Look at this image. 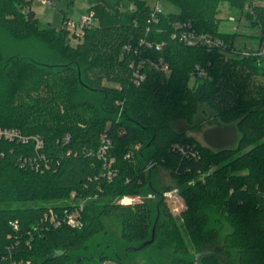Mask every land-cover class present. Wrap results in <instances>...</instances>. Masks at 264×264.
<instances>
[{"label":"trees","instance_id":"1","mask_svg":"<svg viewBox=\"0 0 264 264\" xmlns=\"http://www.w3.org/2000/svg\"><path fill=\"white\" fill-rule=\"evenodd\" d=\"M169 1L179 12L155 23L147 0H130L132 11L121 0H93L88 11L97 23L71 45L65 13L59 31L41 29L24 11L29 1L0 0L1 27L58 53L48 61L0 52V84L10 86L0 99V131L17 133L0 136V264L124 263L131 249L150 245L169 264H264V55L261 48L234 52L236 34L219 27L222 3L243 13L247 0ZM244 14L263 46L264 4ZM176 22L223 45L187 46L173 37ZM144 60L146 78L136 84L133 63ZM203 106L236 124L235 147L214 151L187 135ZM104 140L112 179L98 155ZM150 163L166 168L179 188L181 223L162 197L174 187L154 204L145 198ZM125 196L139 201H115ZM85 199L80 226L54 227L45 218L50 208L61 215ZM105 219L120 223L122 244Z\"/></svg>","mask_w":264,"mask_h":264},{"label":"rangeland","instance_id":"2","mask_svg":"<svg viewBox=\"0 0 264 264\" xmlns=\"http://www.w3.org/2000/svg\"><path fill=\"white\" fill-rule=\"evenodd\" d=\"M29 3L25 5V12L32 13L38 20L39 27L42 28H56L57 31L62 29L63 14H66L68 19L78 21L83 15L88 13V9L91 6L93 0H48L51 4L44 5L42 0H27ZM108 3H112L113 0H105ZM150 6H154L157 0H147ZM158 4L161 6L163 14H171L179 12L178 7L169 0H158ZM121 7H124L126 11H132L133 6L130 0H121ZM221 13L219 14L220 20V31L224 33H233L235 35L234 52L244 53L249 49H263L264 46L260 47V41L258 37L261 35V31L257 27L250 26V23L246 19L244 12L249 11L244 8V12L236 8H230L227 3H222L220 6ZM124 12V10H123ZM66 27V26H65ZM66 32L67 39L71 45H76L82 41V38L75 37L68 29ZM0 52L6 58L12 56H29L40 57L42 60L56 61L58 53L54 52L52 46L47 45L42 40H39L33 36H28L22 40L15 39L9 30L0 26ZM10 86L8 83L0 84V99L8 92ZM121 115L119 111L118 116ZM187 135L195 138L202 145L210 147L212 150L217 151L222 148H232L237 145L240 138V133L237 130L236 124L223 123L217 115L211 111L208 107L203 106L202 110L195 116V121L192 126H186ZM147 177L149 186L152 189H148L144 192L145 198H151L154 202L158 201L161 194L160 192L166 186L174 187L173 190L179 193V188L176 187V183L171 177L170 172L157 164L154 167L147 170ZM165 193V192H164ZM163 193V194H164ZM163 197V195H162ZM137 200L139 198H136ZM136 200V202H138ZM135 202V203H136ZM172 203V202H171ZM173 207H178L179 211H172ZM174 217L179 218V213L185 209L182 199H178L176 204H171L169 207ZM105 225L108 231L112 234L113 238L118 241V244L122 242L118 239L120 235V223L115 220L105 219ZM189 245L190 252L192 255L195 254L194 247L190 243L188 237L185 238ZM124 246L139 247V244ZM156 248L154 245L146 246L142 250H130L128 257L124 259V263H120L114 259H108L107 264H149V259L155 258V260L161 264H169L167 259L161 258L156 254ZM113 254V253H112ZM126 262V263H125ZM229 264H236L234 261H227ZM197 264H199L197 262Z\"/></svg>","mask_w":264,"mask_h":264},{"label":"built area","instance_id":"3","mask_svg":"<svg viewBox=\"0 0 264 264\" xmlns=\"http://www.w3.org/2000/svg\"><path fill=\"white\" fill-rule=\"evenodd\" d=\"M158 0L156 1V4L154 6H151V15H150V21L152 22H159V15L162 14L161 6L158 4ZM42 4L44 5H50L51 3L48 0H42ZM258 4H264V0H247L245 4V8H247L249 11L253 9L254 6ZM97 23L95 14L93 11H88L86 15H83L78 21H73L71 19H66L65 26L75 37L83 38L84 32L87 28H90L94 26ZM176 27V31L173 35L174 38L178 39L179 42L186 44L187 46H194V45H204L210 48L215 47H221L223 45L222 40L219 38L213 37L212 35L205 34V33H199L196 31L192 24L190 22H176L174 24ZM146 44L148 47H150V43L146 42L145 40H141L139 42V45ZM164 44H158L156 46L157 50H160L161 47ZM264 46V45H263ZM249 55V53H247ZM258 55H264V48L260 50ZM150 65L153 68H159L161 67L164 71L168 72V66L164 65V63L159 60V62L155 61H148ZM146 63V60L139 62L138 64L133 63L134 73L133 78L135 79V83L139 84L143 82L146 78V74L144 69V65ZM119 106L120 103H117ZM121 107V106H120ZM6 136L9 138H15L17 136L16 132L12 131H0V136ZM108 144L109 141H103L101 146L98 150V155L100 157L104 158V161L106 163L107 170V176L109 179H112L114 175V170H112V165L114 163V159H109L106 157L108 152ZM183 152V150H181ZM129 157V155H127ZM155 163H150L147 170L154 167ZM163 199H165L168 202V206L171 207V204H176L177 200L180 199L179 194L176 191H167L163 194ZM136 198L131 197H122L117 198L115 201L119 202L123 205H129L134 204L136 202ZM138 201V200H137ZM87 202V199L83 200L79 204H73L72 209L65 208L63 209V212L61 215H59L54 209L50 208L49 212L46 213L45 218L49 220L52 226L59 227L62 224H67L68 226H80L81 225V214L84 211L85 203ZM172 202V203H171ZM172 211L178 212V207H173ZM15 230L18 229L17 222L12 223ZM107 264V263H104Z\"/></svg>","mask_w":264,"mask_h":264}]
</instances>
